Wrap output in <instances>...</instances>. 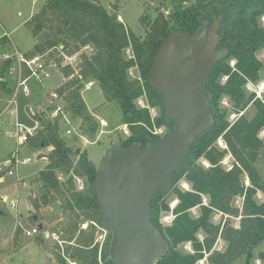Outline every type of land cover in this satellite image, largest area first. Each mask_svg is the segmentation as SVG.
Returning a JSON list of instances; mask_svg holds the SVG:
<instances>
[{"label":"trees","instance_id":"trees-1","mask_svg":"<svg viewBox=\"0 0 264 264\" xmlns=\"http://www.w3.org/2000/svg\"><path fill=\"white\" fill-rule=\"evenodd\" d=\"M170 1L173 6L168 15L158 10L153 18L140 17L146 32L141 36L120 20L117 4L108 8L101 0H45L25 23L35 44L23 56H41L47 64L54 63V68L59 69L63 82L58 88L44 92L46 101L50 104V93L56 92L63 101L64 110L82 120L79 127L82 133L94 136L100 127L82 94L86 84L97 83L105 103H118L121 122L130 130V135L117 146L139 144L146 150L149 143L168 135L174 128L164 98L148 80L158 48L172 31L195 36L206 19L212 22L214 16L222 15L221 43L227 51L212 70L206 86L215 125L193 145L187 157L194 170L179 168L172 174L171 193L178 202L171 225L161 223L163 213L171 209L168 193L159 190L154 193L151 218L171 243L168 254L156 259V264H196L206 255L208 264H236L243 258L249 262L264 242V199H258L259 192L264 196V170L258 165L264 157V140L260 137L264 129V100L246 91L249 82L260 80L264 69V58L258 57V53L264 51V25L260 23L264 16V0ZM87 47L93 51L86 52ZM128 49H131V57L127 54ZM77 54L79 62L76 66L66 63L67 58ZM232 60H235L234 66ZM6 63L10 66L12 62L7 60ZM132 68H137L138 77L130 75ZM4 75H0V91H8ZM224 76L228 78L223 83ZM224 96L229 98L237 113L251 104L254 115L248 117L243 113L231 124L227 120V110L222 106ZM142 97L147 106L139 105ZM54 107L50 104L45 111H52ZM151 108H157L155 116ZM46 112L34 115L41 126L26 143L33 150L50 147L55 161L46 163L40 170V196L31 204L40 211L60 202L61 215L68 216L62 229L67 235L64 236L67 243L65 255H58L60 264H67V257L78 264H101L99 256L104 264H115L110 255L113 230L109 220L99 214L94 188L99 166L90 159L87 151L68 144L60 134V119L49 118ZM161 127L167 130L163 135L156 134L155 129ZM221 136L227 142L228 150L216 145ZM229 152L234 162L231 169H226L221 161ZM202 159L210 166L206 168L200 164ZM59 171L69 175L66 181L60 180ZM245 175L249 185L244 181ZM78 178H84L86 189H77ZM183 178L191 184V191L178 186V181ZM204 197L208 198V203L204 202ZM235 197L244 198L242 213L232 203ZM194 208L200 209L198 216L192 214ZM216 211L241 216L240 225L236 227L232 221L214 224L212 219ZM84 221L90 222L86 229L81 228ZM98 225L108 232L102 244L96 239ZM201 233L205 235L203 240L199 237ZM219 233L227 243L224 251L213 250ZM188 242H191L193 252L181 251L180 247Z\"/></svg>","mask_w":264,"mask_h":264},{"label":"rangeland","instance_id":"rangeland-1","mask_svg":"<svg viewBox=\"0 0 264 264\" xmlns=\"http://www.w3.org/2000/svg\"><path fill=\"white\" fill-rule=\"evenodd\" d=\"M44 1L45 0H0V39L5 37L0 40V75L5 73L4 76L7 78L8 89V91H0V101H6L5 103L0 102V178H4L3 181H0V264H60L58 255H65L67 241L64 239V236L67 235H64L62 229L68 221V216L60 215L53 219L43 218L39 221L44 225L42 233L33 237H27L25 235L27 229L35 227L39 223L33 219V216H38L40 218L41 212L46 213L52 210V206H50L37 211L31 204L33 200L40 196L42 183L38 181V175L40 170L43 169L47 163L42 158V155L46 154L50 149L43 148L40 150H33L25 141L21 140L24 134L23 126L37 127L38 121L34 118V115L46 112L45 110H48L50 104H55L54 102H50V104L47 103L44 92L47 89L58 88L63 82V75L60 73L59 69L55 67L50 69V76L47 78L42 80L35 77L30 78L28 80L30 94L26 95L25 93L19 92L16 98L17 104H12L9 108L4 110L9 103V99L13 97L17 87L19 71L22 67L20 59L23 57V54L28 52L35 44V38L25 23L40 8ZM193 1L194 0H191V2ZM101 2L108 8H110L112 4H117L119 6L120 20L124 21L136 34L141 36H144L146 33L144 26L140 22V17L142 15L153 18L158 10L168 15L173 6L170 0H101ZM260 23L264 25V16L260 18ZM85 50L88 53L93 51L91 47H87ZM127 54L129 57L132 56L131 49L127 50ZM258 57L263 59L264 51H260ZM7 60H11L12 63L10 66L7 65ZM78 62V54L66 59V63L73 64L74 66H76ZM234 64L235 60H232L231 65L234 66ZM130 75L133 78L138 77L139 73L137 68L130 69ZM221 81L224 83L226 81V76H224ZM246 91L248 94L255 93L256 98L261 97V100H264V69L261 71L260 80L256 83H248L246 85ZM82 94L88 107L93 110L97 121L100 123L98 132L94 136L82 133V130L79 129L82 120L80 118H74L72 126L73 128L79 129V131L66 134L65 131L70 128V126L65 121H62L60 134L74 149L80 148L83 152L87 151L90 159L99 166L107 151L117 146L121 140L129 136L130 130L126 124H122L121 122L122 113L118 103H105L103 92L97 83H92L90 85L89 83L86 84ZM56 102L59 103L63 101L58 99ZM138 103L141 106L148 105L145 97L140 98ZM40 104L42 105L39 106ZM222 106L226 108L227 120L231 124L243 113H246L248 117H252L255 113V109L251 104L241 113H237L232 109L231 102L227 96L222 98ZM150 110L153 116L158 112L157 108H151ZM51 112L53 111L46 112L49 118L54 117ZM17 122L22 124L20 131L16 126ZM103 122L107 124L103 125ZM164 129L167 130L165 127ZM79 133H82L83 138ZM260 137L264 140V129L260 132ZM219 139L227 143L222 136L219 137ZM219 139L216 145L221 149L218 143ZM15 154L19 157V163L12 167H7L5 161L12 158ZM203 160L205 159L199 162L202 165ZM226 162L229 163V165L234 162V158L230 155V152L227 153ZM229 165L223 166L227 168ZM258 165L264 170V157ZM10 169L14 171V174H9L8 171ZM58 176L61 181H66L69 175L59 171ZM185 181L187 180L184 178L178 181V186L181 189L183 188L182 182ZM244 181L246 185L250 184L247 175L244 176ZM20 183L23 184L20 185ZM77 189H86L84 178L77 179ZM171 192L172 189L168 193V200L169 204H174L177 202V198ZM4 196L8 197L7 201L3 199ZM243 199L242 197H235L232 201L233 205L239 208L240 213H242ZM258 199H264L261 192L258 194ZM204 202L208 203L207 197H204ZM17 214L19 215V220L15 219ZM166 214V212L163 213L161 220L164 221L163 218ZM192 214L198 216L200 214V209H192ZM240 218L241 216H229L223 212L216 211L214 212L212 221L216 225H223L226 221H232L235 226L238 227L240 225ZM89 223V221L82 222L81 228L86 229L84 224L89 225ZM166 223L167 222L164 224ZM15 227L16 229L14 230ZM97 229L96 239L102 244L108 232L101 226L97 227ZM47 233H50L49 237L46 236ZM199 237L203 240L205 237L204 233H201ZM226 244L225 239L222 237L221 233H219L214 243L213 250L224 251L226 249ZM185 246V244L181 246L180 250L187 253L193 252ZM263 253L264 242L257 247L254 251L253 258L249 262L243 258L236 264H264V258L262 257ZM66 255L69 254L66 253ZM66 262L67 264H71V262L77 261L67 257Z\"/></svg>","mask_w":264,"mask_h":264},{"label":"water","instance_id":"water-1","mask_svg":"<svg viewBox=\"0 0 264 264\" xmlns=\"http://www.w3.org/2000/svg\"><path fill=\"white\" fill-rule=\"evenodd\" d=\"M220 19L206 36L199 31L195 36L172 31L154 56L148 80L164 98L167 115L174 121L172 132L149 143L146 150L139 144L112 147L98 167L94 188L99 214L113 230L110 255L115 264H154L171 248L151 218V205L157 190L171 191L176 170H194L187 157L214 128L206 86L222 59L216 52L220 37L214 38ZM53 161L55 155L50 153L49 162ZM61 213L60 202H55L43 216L55 218Z\"/></svg>","mask_w":264,"mask_h":264},{"label":"built area","instance_id":"built-area-1","mask_svg":"<svg viewBox=\"0 0 264 264\" xmlns=\"http://www.w3.org/2000/svg\"><path fill=\"white\" fill-rule=\"evenodd\" d=\"M20 61H21V64H22L21 66L22 67L20 68L17 87L15 89V93H14L13 97L10 99L9 106L12 105V104H15V105L17 104L16 98H17V95H18L19 92L25 93L26 95L30 94V89L28 87V80L30 78L35 77V78H37L39 80L47 78V77L50 76V69H53L54 66H55L54 63L47 64L43 60V58L41 56H36V57H32V58H26V57L23 56L20 59ZM227 78L228 77L226 76V79ZM90 84H92V83H89V85ZM50 98H51V100H49V101L55 103L54 104L55 107H54V109H52L53 112H51V114H53V116H54L53 118H60V122H62V121L64 122L65 121L70 126V128H68L65 131V133L66 134H71L73 131H79V129L73 128L72 124L74 122V120H73L74 118L68 112H66L64 110L63 103L62 102H59V103L56 102L58 99H60L58 97V94L56 92L52 91L50 93ZM38 123H37V127L23 126L24 134L21 137L22 141L26 142L30 136L34 135V133L37 131V129L40 126V122L39 121H38ZM104 124H107V123L103 122V125ZM16 126L19 129V131H20L21 127H22V124L20 122H17ZM164 132H165V129L163 127L155 129V133L156 134L163 135ZM79 134L83 138L82 133H79ZM218 143H219L221 149H223V150H226V149L228 150L229 149L227 143H225L222 139H219ZM230 155L232 156L231 153H230ZM226 157H227V155L221 161V165L222 166L223 165H229V163L226 162ZM42 158L46 162H49V154H47V153L43 154ZM18 163H19V157H18L17 154H15L12 158H9V159L6 160L5 165L7 167H12L13 165H17ZM202 163L206 167L210 166V163L207 160H203ZM232 165L233 164L229 165L226 169H231ZM8 172L11 175L14 174V171L11 170V169ZM22 184L23 183H20V185H22ZM182 187H183L182 189H184V190H188V191L192 190V186H191V184L188 181L182 182ZM177 202H178V200H177ZM177 202H175L174 204H170L171 209H170L169 212H166L167 214L163 218L164 221L167 222V223L164 224L165 222L163 220H161V223L163 225H171L172 224L173 220L175 219L174 208L177 205ZM84 227L87 228L88 224H84ZM39 233H40V230H39L38 226L32 227V228L27 229L25 231V235L27 237H33V236H35V235H37ZM185 245H186L185 246L186 248H189L190 250L193 251L191 242H188ZM99 260H100L101 264H104L103 261H102L101 256H99ZM71 264H77V262H71ZM154 264H156V260H155Z\"/></svg>","mask_w":264,"mask_h":264},{"label":"flooded vegetation","instance_id":"flooded-vegetation-1","mask_svg":"<svg viewBox=\"0 0 264 264\" xmlns=\"http://www.w3.org/2000/svg\"><path fill=\"white\" fill-rule=\"evenodd\" d=\"M221 16V19L219 20V24H218V27H217V30H216V33L214 35V38L215 37H220V40L216 46V52L217 54L221 55L222 57L226 54V51H227V47L226 46H223L222 43H221V38H222V35H223V28H222V15H219ZM219 16H214L213 18V21L211 22L210 19H206L202 24L201 26L198 28V31L200 33L202 32H205V36L207 34H209L211 28L213 27V25L215 24L216 20L218 19ZM48 163V162H47ZM53 207V206H52ZM47 213V212H46ZM44 215V214H43ZM43 215H41L42 217H44ZM40 218L38 216H33V219L36 221V222H39L40 220H42L43 218ZM40 224H43L41 222H39L36 226H38L39 230H40V233H42V231L44 230V227L41 229L40 228ZM44 226V225H43ZM45 234V232H44ZM47 236V235H46Z\"/></svg>","mask_w":264,"mask_h":264},{"label":"crops","instance_id":"crops-1","mask_svg":"<svg viewBox=\"0 0 264 264\" xmlns=\"http://www.w3.org/2000/svg\"><path fill=\"white\" fill-rule=\"evenodd\" d=\"M23 54V53H22ZM11 99V98H10ZM10 99H9V102H10ZM0 102H3V103H5L6 101L5 100H3V101H0ZM42 104H40L39 106H41ZM7 108H9V103H8V105L4 108V110L5 109H7ZM0 113H1V110H0ZM15 113H16V109H15ZM49 149L50 150H48L46 153L47 154H50L51 153V148L49 147ZM6 162V161H5ZM4 180V178L3 177H1L0 178V181H3ZM3 199L4 200H6L7 201V199H8V197L7 196H4L3 197ZM2 214H4V213H2ZM19 215L17 214V216H16V218L15 219H18L19 217H18ZM19 220V219H18ZM17 220V221H18ZM17 223V222H16ZM16 229V227L14 228V230ZM196 264H208V261H207V255H206V257L204 258V259H202V260H200L199 262H197ZM258 264V263H257Z\"/></svg>","mask_w":264,"mask_h":264}]
</instances>
